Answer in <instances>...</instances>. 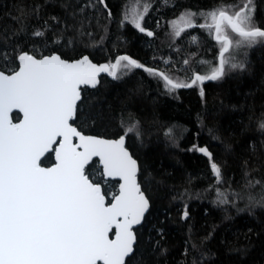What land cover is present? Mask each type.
<instances>
[{
	"label": "trees",
	"instance_id": "trees-1",
	"mask_svg": "<svg viewBox=\"0 0 264 264\" xmlns=\"http://www.w3.org/2000/svg\"><path fill=\"white\" fill-rule=\"evenodd\" d=\"M148 2L140 32L123 15L134 6L142 10L144 0H105L106 8L97 0H0V51L9 59L20 52L67 60L88 55L96 63L128 55L189 82L194 72L218 66L219 43L214 31L199 27L211 22L199 13L223 6L234 14L245 0ZM251 6L254 24L264 29V0ZM186 12L197 14L195 26L175 36L171 22ZM235 40L225 53L224 75L200 86L169 92L143 68L126 75L121 68L122 78L103 75L95 88H82L72 120L80 131L116 138L136 125L126 146L138 161L149 209L125 264H264V42L236 48ZM14 66L17 60L7 64ZM194 145L212 159L192 151ZM212 162L221 168L219 184ZM52 163L51 152L41 160ZM85 171L92 182H105L109 199L106 189L114 183L100 175L97 160Z\"/></svg>",
	"mask_w": 264,
	"mask_h": 264
},
{
	"label": "snow or ice",
	"instance_id": "snow-or-ice-1",
	"mask_svg": "<svg viewBox=\"0 0 264 264\" xmlns=\"http://www.w3.org/2000/svg\"><path fill=\"white\" fill-rule=\"evenodd\" d=\"M97 3L107 7L105 0ZM251 5L252 0H245L234 14L223 6L199 13L211 21L199 27L210 30V34L214 29L213 38L220 45L219 65L207 74L191 75L187 83L173 79L167 71L145 67L129 56L96 65L88 56L69 62L56 54L36 58L20 52L9 59L0 51V59L5 61V66L0 67V264H125V258L134 251L132 226L141 222L149 207L137 183V161L125 147V138L136 125L127 127L125 134L115 140L83 135L70 123L81 100L80 86L95 87L100 73L122 78L118 75L121 68L123 75L143 68L163 80L169 92L218 80L224 75L225 53L234 46L226 28L239 38L235 40L237 47L264 42V29L254 24ZM150 7L144 0L142 10L132 7L124 20L145 32L142 21ZM194 15L197 14L186 12L171 22L175 36L195 26L191 20ZM147 35L153 33L147 31ZM15 60L18 66L7 67ZM200 94L203 96V89ZM13 109L23 113L19 123L10 119ZM260 127L264 129V122ZM73 137L79 139V144L73 143ZM191 150L212 159L206 148L194 145ZM52 151L53 166L41 167V158ZM93 157H99L102 177H119L122 181L107 205L101 185L92 182L85 171ZM211 172L219 184L220 166L212 162ZM113 228L115 238L109 239Z\"/></svg>",
	"mask_w": 264,
	"mask_h": 264
},
{
	"label": "water",
	"instance_id": "water-1",
	"mask_svg": "<svg viewBox=\"0 0 264 264\" xmlns=\"http://www.w3.org/2000/svg\"><path fill=\"white\" fill-rule=\"evenodd\" d=\"M214 34H215V33H214ZM213 37H214V35H213ZM52 54L59 55L58 53H52ZM52 54H48V55H45V56H50V55H52ZM59 56H60V55H59ZM83 56H88V55H83ZM83 56H81V57H79V58H76V59H73V60H67V59L62 58L61 56H60V57H61L62 59H64V60H67V61L71 62V61H74V60L80 59V58H82ZM119 56H128V55H119ZM41 57H42V56H41ZM41 57H36V58H41ZM88 57H89V56H88ZM117 57H118V56H117ZM117 57H116V58H117ZM116 58H115L114 61H112V62H115ZM89 60H90L92 63L96 64V65L108 64V62L96 63V62L92 61V59H90V57H89ZM17 63H19L18 60H17ZM218 65H219V55H218ZM195 74H197V73H195ZM103 75H106V76H108L109 78H113L112 76L108 75L107 73H100V74H98V76H97V83H96V86H97L98 83H99V79H100V77L103 76ZM208 81H210V80L204 81L203 83H206V82H208ZM96 86H95V87H96ZM84 87H87V88H90V89L95 88V87H93V86H91V85H81V86H80V92L82 91V88H84ZM78 102H79V101H78ZM14 113H17V114L19 115V119H18L17 121H14L13 118H12V115H13ZM9 116H10V119L12 120L13 123H19L21 120H23V113L20 112L19 109H13L12 112L9 114ZM70 123L72 124L73 127H76V126L72 123V120L70 121ZM76 128H77V127H76ZM77 130L80 131L78 128H77ZM80 132H81L83 135H85V136H93V137H98V138H103V139H109V140H115V139H118V138L121 136V135H120V136H118V137H116V138H108V137H103V136L94 135V134H85V133H83L82 131H80ZM58 139H59V138H58ZM79 142H80V141H79V139H78L77 137H73V143H74V144H79ZM56 146H58V145H54V147H56ZM125 147H126V149L129 151V153L131 154L130 150H129V149L127 148V146H126V138H125ZM80 150L82 151V149H80ZM51 153H52V156H53V163L50 164L49 166H44V165L41 164V167H51V166H53V164L55 163V152L52 151ZM46 154H47V153H46ZM46 154H45V155H46ZM131 155H132V154H131ZM132 156H133V155H132ZM43 158H44V157H42L41 160H42ZM133 159H135V158L133 157ZM94 160H97L98 165H99V167H100V169H101V172H102V171H103V168H102V165L100 164L99 157H93V158H92V161H94ZM135 160H136V159H135ZM92 161H90V163H91ZM136 161H137V160H136ZM90 163H89V164H90ZM137 165H138V171H139V164H138V161H137ZM87 166H88V165H87ZM87 166H86V167H87ZM138 171H137V174H138ZM103 179H104V180H110V181H117L118 186H117V192H116V193H118L119 184L122 182V181H120L119 177H103ZM136 179H137V183L139 184V182H138V176L136 177ZM100 185H101V184H100ZM139 186H140V184H139ZM140 189H141V186H140ZM101 190H102V186H101ZM141 191H142V189H141ZM142 192H143V191H142ZM102 193H103V190H102ZM116 193H115V194H116ZM143 193H144V192H143ZM103 194H104V193H103ZM144 195H145V194H144ZM145 197H146V195H145ZM146 198H147V197H146ZM147 200H148V199H147ZM111 201H112V198H111V200L108 202L107 197H106V195H105V203H106V205H107V204H110ZM148 202H149V200H148ZM148 209H149V207H148ZM148 209H147L146 212L144 213V216L146 215ZM144 216H143V218L141 219V222H140L139 224H137V225H133V226H132V231H133L134 236H135L134 245H135V242H136V232H135V230H136V228H138V227L142 224L143 219H144ZM114 238H115V229L113 228V229L110 230V232H109V239H114ZM134 245H133V248H134ZM130 255H131V254H130ZM130 255H129V256H130ZM129 256H128V257H129ZM128 257L125 258V261H126V259H127ZM97 264H103V262H102V261H98Z\"/></svg>",
	"mask_w": 264,
	"mask_h": 264
},
{
	"label": "rangeland",
	"instance_id": "rangeland-1",
	"mask_svg": "<svg viewBox=\"0 0 264 264\" xmlns=\"http://www.w3.org/2000/svg\"><path fill=\"white\" fill-rule=\"evenodd\" d=\"M93 5V4H92ZM128 10H125V13H124V15H123V21H125V22H129V23H131L130 22V20H124V16H125V14H126V12H127ZM132 24V23H131ZM213 31H214V29H212L211 30V33H213ZM226 32H227V34L233 39V41L235 40L234 39V36L231 34V30L230 29H227L226 28ZM218 43V42H217ZM219 48H220V45L218 44V51H219ZM236 48H237V46H236ZM177 80H179V81H183V82H188V80H183V79H181V78H178ZM196 86H200V84H198V85H196ZM113 183H114V186H112L113 188L112 189H110L109 187H107V192H108V197L109 198H111L112 196H113V194H115L116 192H117V186H118V183L116 182V181H112ZM104 184H105V182H103V184H101V186H102V188L104 189Z\"/></svg>",
	"mask_w": 264,
	"mask_h": 264
},
{
	"label": "flooded vegetation",
	"instance_id": "flooded-vegetation-1",
	"mask_svg": "<svg viewBox=\"0 0 264 264\" xmlns=\"http://www.w3.org/2000/svg\"><path fill=\"white\" fill-rule=\"evenodd\" d=\"M183 30H185V29H183ZM183 30H182V31H183ZM182 31H181V32H182ZM113 61H114V60H113ZM195 73H197V72H194L193 74H195ZM198 74H199V73H198ZM189 82H190V81H189ZM200 84H203V83H200ZM116 182H117V181H116ZM102 190H103V189H102ZM106 197H107V196H106ZM111 198H112V197H111ZM111 198H109V199L107 198L108 202L111 200Z\"/></svg>",
	"mask_w": 264,
	"mask_h": 264
}]
</instances>
